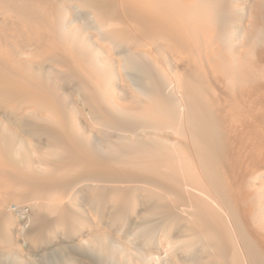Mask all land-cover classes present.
Segmentation results:
<instances>
[{
    "label": "bare ground",
    "instance_id": "obj_1",
    "mask_svg": "<svg viewBox=\"0 0 264 264\" xmlns=\"http://www.w3.org/2000/svg\"><path fill=\"white\" fill-rule=\"evenodd\" d=\"M0 111V254L264 264V0H0Z\"/></svg>",
    "mask_w": 264,
    "mask_h": 264
},
{
    "label": "rangeland",
    "instance_id": "obj_2",
    "mask_svg": "<svg viewBox=\"0 0 264 264\" xmlns=\"http://www.w3.org/2000/svg\"><path fill=\"white\" fill-rule=\"evenodd\" d=\"M0 124L1 127L2 126H7L8 128L12 127L10 126V124L12 125V122H10L8 116H6L5 113L2 111H0ZM116 236L117 234L114 233V231L106 228L105 233L101 239H96L93 244H89L81 249L70 248L73 255L69 256L67 253H65V259L70 264H107L105 260V255L103 254L104 249L102 247V244H104L105 241H108L113 246L110 252H113L117 256V259L114 260L113 264L115 263L117 264L119 257L123 258V260H121L122 264H136L135 256L137 255V257H139L138 255L139 250H137L136 247L131 244L129 246L130 250L126 251L122 243L116 240L115 238ZM86 249H90V251L85 253L84 250ZM58 255L60 256L59 253ZM0 257H2L3 260L4 259L8 260V262H11L13 264H37L41 262L45 263L46 261L44 260L55 259V256L53 254L40 255L37 252H34V249H31L30 252H19L17 249H14L9 253L0 254ZM140 257L143 258V254H140Z\"/></svg>",
    "mask_w": 264,
    "mask_h": 264
}]
</instances>
